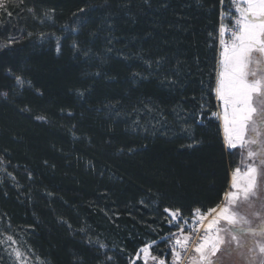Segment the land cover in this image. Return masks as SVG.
Masks as SVG:
<instances>
[{
    "label": "trees",
    "instance_id": "1",
    "mask_svg": "<svg viewBox=\"0 0 264 264\" xmlns=\"http://www.w3.org/2000/svg\"><path fill=\"white\" fill-rule=\"evenodd\" d=\"M228 3L4 2L0 264L9 237L41 264H130L148 244L171 264L168 212L216 209L239 166L213 115Z\"/></svg>",
    "mask_w": 264,
    "mask_h": 264
},
{
    "label": "snow or ice",
    "instance_id": "2",
    "mask_svg": "<svg viewBox=\"0 0 264 264\" xmlns=\"http://www.w3.org/2000/svg\"><path fill=\"white\" fill-rule=\"evenodd\" d=\"M242 3L246 7L237 9L239 17L234 21L235 28L231 31L230 44L224 39L228 31L226 26L221 24L219 29L220 44L224 46V51L221 53V68L218 72L215 91L218 99L223 102L225 140L229 148H235L238 144L242 147L248 144L250 145L248 157L259 158L264 164V136L259 140L256 138L258 132L264 133V0H242ZM17 80L19 81L20 78L17 77ZM213 115L218 114L213 113ZM254 116L256 119H253ZM249 130L253 133V138L246 140V131ZM239 172L240 169H236L233 183V188L236 190L227 194L230 197L228 204L218 213L219 218L213 219L208 225L212 235L205 234L195 248L201 260H207L206 250L215 254L221 250L222 245H227L225 251L230 252L231 243L233 241L239 243L237 235L247 237L251 234L252 240L249 241L251 250L255 251L254 246L259 244V252L264 253V242L256 239L258 235L264 237V216H260L261 222L256 228H253L251 221L246 219L242 221L245 225L242 227H217L219 220L227 221L228 225L241 223L237 220L236 214L231 211L230 206L233 203L241 201L253 207L252 198L257 196V169L249 166L245 179L239 177ZM259 191L264 193V184ZM165 211L169 210L165 209ZM211 211L215 212L216 209ZM251 215L256 217L259 213L253 211ZM172 216L175 217L176 212H172ZM229 235L230 239H227ZM8 239L11 241L12 237ZM184 240L187 242L189 237L185 236ZM176 244L182 246L179 239L176 240ZM142 251L147 253L148 248ZM15 252L17 256L20 255L19 250ZM174 254L177 258L179 257L178 252ZM160 264L165 262L161 260Z\"/></svg>",
    "mask_w": 264,
    "mask_h": 264
},
{
    "label": "rangeland",
    "instance_id": "3",
    "mask_svg": "<svg viewBox=\"0 0 264 264\" xmlns=\"http://www.w3.org/2000/svg\"><path fill=\"white\" fill-rule=\"evenodd\" d=\"M6 0H0V8L3 6L4 2ZM240 7H246L245 4L242 3V0H239L238 8ZM237 8V9H238ZM224 51V48H222L219 51V61H218V72L220 71L221 65L220 61L222 59L221 53ZM217 84V79H216ZM216 88V87H215ZM216 104H217V114L216 117L220 123L221 130H222V138L224 142V146L227 150V152H231L234 149L239 151L240 154V161L239 166L237 169H240L239 177L241 179L246 178L247 170L249 166L255 167L257 169L256 174V183H257V196L252 198V204L253 207H249L247 203H243L241 201H237L233 203L230 208L231 211L236 214V218L238 221H241V223H238L236 225H228L227 221L219 220V224L217 227L223 228H233V227H242L243 220H249L251 221V226L253 228H256L257 224H259L260 216H264V193L260 192L259 189L262 184H264V164L261 163L259 158H249L247 155L248 148L250 145L245 144L243 147L239 144L235 148H229V146L226 143L225 140V125L223 120V102L220 101L217 97L216 91L214 92ZM253 119H256V116L253 117ZM264 136V133H259L256 135V138L259 140L261 137ZM253 138V133L249 130L246 131L245 139L250 140ZM4 167H6L4 165ZM234 175H236V169L233 170L230 173V184H229V190L227 192L231 193L235 191L236 189L233 188L234 183ZM225 195L222 203L219 205V207L216 208V211H209L208 213H201L196 212L194 213L193 217L188 220H184L181 218L180 214L176 212V216H172V212L169 211L168 215L172 221L171 226L175 227L177 230L169 237V248L171 250L172 254V260L171 264H245L248 263L251 255V247L249 246V241L252 240L251 234H249L247 237L243 235H237V240L239 243L237 244L235 241L231 243V251H225V248L227 245H222L221 250L219 252H216L215 254L211 253L210 251L205 252V255L207 257V260H201L200 254L195 253V245L198 243V240L200 241L205 234L212 235V232L208 230V225L213 221V219H218V213L220 210L229 202L230 197L228 195ZM253 211H256L259 213L258 216L253 217L251 213ZM257 231H259L257 229ZM223 235V233H221ZM189 237V240L185 242L184 237ZM179 239L181 241V245L176 244V240ZM227 239H230V235L227 237ZM256 239L260 242H263L264 237L257 236ZM148 248L147 253L142 251L144 248ZM153 247V244H148L144 248H142L138 255L131 261V258H129V263L133 264V261H140L142 264H160V261L156 263L157 258L151 255V248ZM255 251L259 250V244L255 245ZM2 249L4 256L7 257L8 261L12 264H41L40 261L35 258L33 254H30L26 251H24L22 248H20L14 240H9L8 238L4 239V242L2 244ZM15 250H19L20 255L17 256ZM178 252L179 257L174 254ZM199 254V255H198Z\"/></svg>",
    "mask_w": 264,
    "mask_h": 264
},
{
    "label": "built area",
    "instance_id": "4",
    "mask_svg": "<svg viewBox=\"0 0 264 264\" xmlns=\"http://www.w3.org/2000/svg\"><path fill=\"white\" fill-rule=\"evenodd\" d=\"M239 0H230L228 3V7L224 10H222L221 16H220V24H224L228 31L224 35V39L227 43H231V31L235 28V19L239 17V13L237 11ZM218 29V44L220 47L224 48L223 45L220 44V32ZM159 260H156V263H158Z\"/></svg>",
    "mask_w": 264,
    "mask_h": 264
},
{
    "label": "flooded vegetation",
    "instance_id": "5",
    "mask_svg": "<svg viewBox=\"0 0 264 264\" xmlns=\"http://www.w3.org/2000/svg\"><path fill=\"white\" fill-rule=\"evenodd\" d=\"M264 242V239H263ZM251 255H249L250 259L248 263L245 264H264V253H260L258 251H250Z\"/></svg>",
    "mask_w": 264,
    "mask_h": 264
},
{
    "label": "crops",
    "instance_id": "6",
    "mask_svg": "<svg viewBox=\"0 0 264 264\" xmlns=\"http://www.w3.org/2000/svg\"><path fill=\"white\" fill-rule=\"evenodd\" d=\"M202 240V239H201ZM201 240L199 241L198 240V243L194 246L195 248L199 245V243L201 242ZM196 252H194V254H195ZM199 255V254H198Z\"/></svg>",
    "mask_w": 264,
    "mask_h": 264
},
{
    "label": "bare ground",
    "instance_id": "7",
    "mask_svg": "<svg viewBox=\"0 0 264 264\" xmlns=\"http://www.w3.org/2000/svg\"><path fill=\"white\" fill-rule=\"evenodd\" d=\"M221 13H222V11H221ZM217 46H218V51H220L222 49V47H220L218 43H217Z\"/></svg>",
    "mask_w": 264,
    "mask_h": 264
}]
</instances>
